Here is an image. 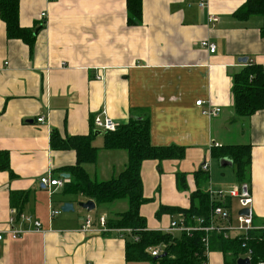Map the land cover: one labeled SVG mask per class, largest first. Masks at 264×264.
<instances>
[{
    "label": "crops",
    "instance_id": "0c3cea01",
    "mask_svg": "<svg viewBox=\"0 0 264 264\" xmlns=\"http://www.w3.org/2000/svg\"><path fill=\"white\" fill-rule=\"evenodd\" d=\"M207 1V8L200 9L199 0H143L142 25L132 27L126 0H20L21 26L33 29L34 36L40 29L32 47L8 39L0 19V231L9 229L12 193L27 194L21 213L33 216L44 230L0 243V264L149 263L129 262L131 238L118 230L101 232L97 218L83 231L93 217L78 206L86 200L67 195L65 186L51 193L40 184L46 174L62 179L61 170L76 164L75 152L52 149V132L90 136L97 131L93 119L102 111L119 126L148 116L154 147L185 151L182 159L142 165L149 202L141 215L149 231L167 229L178 218L168 213L157 217L162 207L189 209L197 190L225 191L238 184L233 168L221 174L214 165L219 163L211 155L214 144L219 149L252 146L246 181L255 224L264 225V110L235 117L232 94L233 77L247 65L264 68L263 19L240 22L233 16L248 0ZM212 16L219 19L215 25L209 23ZM202 41L215 45L216 52L202 49ZM209 109L220 112L203 115ZM41 117L44 124L37 122ZM98 137L92 142L101 149L98 164L86 170L105 181L125 168L127 156L103 150ZM7 161L10 172L2 170ZM205 162L210 178L202 182ZM178 175L186 178L187 189L180 188ZM65 203H72L74 212L62 213ZM53 211L61 214L52 218ZM101 215L108 221V211ZM208 260L224 264L220 253H211Z\"/></svg>",
    "mask_w": 264,
    "mask_h": 264
},
{
    "label": "trees",
    "instance_id": "16d2710c",
    "mask_svg": "<svg viewBox=\"0 0 264 264\" xmlns=\"http://www.w3.org/2000/svg\"><path fill=\"white\" fill-rule=\"evenodd\" d=\"M127 23L129 26H140L143 20V0H126ZM240 22L258 16L263 19L261 35L264 38V0H248L233 15ZM0 19L6 26L10 40H21L29 47L35 42L33 29H25L20 24V0H0ZM233 111L235 117L249 118L264 110V68L251 63L233 77ZM95 132V130H94ZM106 151L125 152L127 164L122 172L109 180L93 179L86 170L87 165L98 162L101 149L93 146L94 133L90 136L62 137L53 131L51 147L54 151H73L76 164L62 169L69 174L71 183L66 185L64 192L70 196L92 200L98 208H112L118 202H126L127 209L122 212L109 213L107 226L111 230L132 229L140 239L139 243L127 241L126 256L129 262H152L154 264H204L207 261L206 246L202 242L205 235L194 233L172 236L147 229V220L141 215L142 206L149 201L143 194L141 176L142 165L146 161H165L184 158L185 151L179 147H154L151 143V122L148 116L132 119L128 124L117 126L115 132L103 133ZM217 149V150H216ZM216 150V151H215ZM215 151V152H214ZM212 157L229 159L234 163L238 183L247 182L252 164V146H225L214 148ZM2 170L10 172L8 161ZM202 182L209 180V172L202 171ZM196 173L197 185L200 183ZM180 188L187 189L186 178L178 175ZM201 178V177H200ZM27 201V194H11V206L21 213ZM190 208H165L157 213L179 214L192 220L193 217L209 218L214 208H231L229 199L222 202L212 199L209 193L197 190L190 196ZM110 206V207H109ZM257 224V223H256ZM211 253L223 255L224 264H238V260L251 258V264H264V232L252 231L248 235L225 239L222 234L212 233L208 236ZM164 244L167 246L164 255L158 258L147 254V249Z\"/></svg>",
    "mask_w": 264,
    "mask_h": 264
},
{
    "label": "built area",
    "instance_id": "2783aa9c",
    "mask_svg": "<svg viewBox=\"0 0 264 264\" xmlns=\"http://www.w3.org/2000/svg\"><path fill=\"white\" fill-rule=\"evenodd\" d=\"M208 6L207 0H199L198 7L200 9H205ZM45 14L42 15V18H45ZM219 22L217 17H210L209 23L215 25ZM202 49L208 50L211 54L216 52V46L211 44L209 41H202L200 44ZM97 80H101V77L98 76ZM198 107L203 106L202 101L196 103ZM219 109L213 110H203V115L208 117H215L219 114ZM39 124H44L45 119L39 118L37 120ZM117 126L114 121L107 115L106 111H102L97 114L93 119V128L101 131L103 133L115 132ZM214 147L218 148L217 144H214ZM202 170L209 172L210 164L205 162ZM70 179H52L49 174H46L40 179V184L46 189H49L52 193L53 188H63L64 186L70 184ZM212 199H219L222 202L229 199L231 201V208L217 207L214 208L211 212L210 217L207 218H198L193 217L190 221L183 215H179L178 218L172 220L167 229H163L161 232L163 234H169L172 236L186 234L191 236L194 233H202L205 235L203 243L206 246V257L207 261L204 264H209V256L211 254L209 250V239L208 236L212 233L222 234L225 239H230L235 236L248 235L252 231H263L264 225L255 224V217L252 211L253 206V196L252 189L248 182L238 183L229 190L225 191H210ZM232 201H236L238 205L237 213L233 211ZM242 210H248V215H239V212ZM61 214L60 211H53L51 213L52 218H55ZM100 231L108 232L110 231L107 228V219L101 217L98 219ZM94 220L91 217H88L84 225L83 231H89L93 226ZM42 233L44 232L42 223L37 221L33 216L26 215L24 213H19L17 210H12V218L9 222V229L7 231H0V243L6 242L8 239L17 240L22 238L27 233ZM118 232L123 235H128L131 238V241L134 243H139L140 239L135 235V231L132 229L118 230ZM167 246L161 244L159 246L150 247L147 249V254L151 257L158 258L164 255ZM251 260L250 257H247Z\"/></svg>",
    "mask_w": 264,
    "mask_h": 264
},
{
    "label": "water",
    "instance_id": "95a60500",
    "mask_svg": "<svg viewBox=\"0 0 264 264\" xmlns=\"http://www.w3.org/2000/svg\"><path fill=\"white\" fill-rule=\"evenodd\" d=\"M40 30V29H39ZM39 30H37L35 32V36L37 35V33L39 32ZM240 61H242L243 63H247L248 59L246 58H243L241 59ZM103 135V132L101 131H95L94 132V136L95 137H98V136H102ZM219 164L222 168H233L234 167V163L229 160V159H222L219 161ZM70 175L69 174H62L61 175V178L62 179H70ZM44 188V187H43ZM78 206L87 211L88 213H91L93 211L96 210V203L92 200H89V201H86V202H81L78 204ZM74 205L72 203H65L62 208H61V211L62 213H70V212H74ZM249 214V211L248 210H242L239 212V215H248ZM238 264H251V260L249 258H245V259H240L238 260Z\"/></svg>",
    "mask_w": 264,
    "mask_h": 264
},
{
    "label": "rangeland",
    "instance_id": "374dc122",
    "mask_svg": "<svg viewBox=\"0 0 264 264\" xmlns=\"http://www.w3.org/2000/svg\"><path fill=\"white\" fill-rule=\"evenodd\" d=\"M97 141H99V142H101V143H103V145H102V147H104V141H105V138H104V135H102V136H100V137H98L97 138ZM114 152V151H113ZM115 152H117V151H115ZM123 153H125V152H123ZM125 155L127 156V154L125 153ZM98 161H99V158H98ZM96 164H98V162L96 163ZM96 164H93V166H95ZM214 165L215 166H217L218 167V170L221 172V174L222 173H224V174H230L231 173V169L230 168H222L221 166H220V164L218 163V162H214ZM92 166V167H93ZM124 169H121L120 170V172H122ZM221 174H219V175H221ZM209 183V182H208ZM205 186H207V185H205ZM205 186H202V189L205 187ZM206 188V187H205ZM127 203L126 202H118L117 204H116V206L114 205L112 208H104V207H100V208H98V210H95V211H93V212H91V213H93V220L94 219H100L103 215H101L102 214V212L103 211H106L105 209H112V212H115V211H117V212H122V211H125L126 209H127V205H126ZM233 205H236V201H233ZM110 207V206H109ZM234 211L235 212H237L238 211V207L237 206H235V209H234ZM234 212V213H235ZM170 225V224H169ZM144 264H152L151 262H149V263H144Z\"/></svg>",
    "mask_w": 264,
    "mask_h": 264
}]
</instances>
